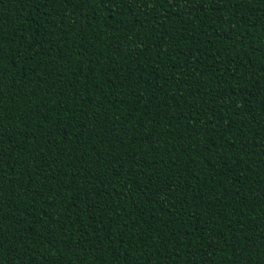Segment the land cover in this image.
<instances>
[{"label":"trees","instance_id":"obj_1","mask_svg":"<svg viewBox=\"0 0 264 264\" xmlns=\"http://www.w3.org/2000/svg\"><path fill=\"white\" fill-rule=\"evenodd\" d=\"M0 264H264V0H0Z\"/></svg>","mask_w":264,"mask_h":264}]
</instances>
